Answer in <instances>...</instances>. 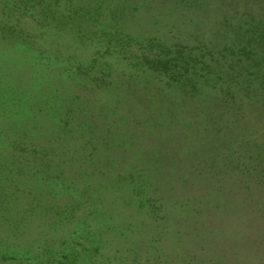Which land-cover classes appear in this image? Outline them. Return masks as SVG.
<instances>
[{"label":"trees","instance_id":"16d2710c","mask_svg":"<svg viewBox=\"0 0 264 264\" xmlns=\"http://www.w3.org/2000/svg\"><path fill=\"white\" fill-rule=\"evenodd\" d=\"M138 2L1 1V41L13 39L29 46V39L32 41L30 37L34 35L24 34L9 18L16 12L14 8L23 11L22 8L33 9L41 4L43 17L54 18L58 28L70 25V31L81 33L83 39L91 40V30H97L100 24L107 39L103 56L112 57L103 61L104 64L99 63L104 65L100 71V68L91 70L96 54L88 60L85 69L83 65L78 66L85 77L89 75L88 85L83 89L92 85L96 90L99 81L104 84V92L94 91L92 95L93 91H76L73 85L65 90L57 87L62 81L59 75L47 81V77L41 76L30 80L26 66L0 59V230L9 234L16 229V234L22 235L28 227L25 217H14L26 191L31 199L24 214H33L39 207L48 213L49 204H67L55 198L59 192L54 181L59 178L60 165L53 151L59 140H73L69 134L72 136L85 125L78 121L77 114L93 115L94 121L90 122L99 134L120 132L121 137H132L165 126L164 112L173 107L169 101L172 94L180 90L185 99L195 101L192 108L201 112L196 116L203 110L210 121L219 118L218 124L209 120L201 123L206 124V133H209L206 140L203 138L205 142L198 139L196 142L193 135H187L190 139L188 153H177L168 152L163 139H155L151 148L156 152L124 153L120 164L114 161V157L120 155H105L111 171L117 164L140 161V166L122 175L118 184L123 185L124 193L127 189L124 187L129 186L128 192L136 196L138 203L140 201L141 244H156L158 248H148L154 256L146 252V247L131 248V254L138 258L132 264H264V0L252 1L253 5L245 7L242 13L237 10L240 0L221 3L219 38L208 44L219 48V67L204 61L205 53L195 55L193 51L198 46L174 41L168 34L158 35V30L151 27L160 23L157 18L153 23L149 21L150 27L136 23L138 13L134 11L138 12ZM213 25L217 26L216 22ZM221 25L226 28L222 29ZM172 29L179 32L178 26ZM130 41L145 43L140 59L125 56L132 53ZM73 60L68 59V62ZM133 66H137L136 70L129 71ZM129 83L143 84L138 92L146 94L145 98L132 94ZM206 84L213 86L214 91L207 103L195 96L202 93ZM151 101L157 107L152 108ZM141 102L142 106H147L145 110L136 106ZM103 104L107 108L102 107V113ZM154 109H160L158 114L162 110V122L157 121L159 116L153 114ZM193 122H189L188 128L198 136V123ZM85 132L90 133L88 129ZM108 140L109 144L100 148L113 150L125 142L116 137ZM95 148L98 150L97 145ZM96 168L90 165V169ZM101 178L88 194L96 193L104 179ZM106 185L105 188L115 186L111 182ZM149 191L156 197L148 195ZM92 199L99 201L100 197L95 194ZM150 211L152 220L148 215ZM58 227L51 223L46 234L45 256L51 257L50 263L67 264L64 250H51L68 240L55 236ZM97 244L100 247L93 249L92 264H129L126 251L116 249L111 255H104L108 249L105 242Z\"/></svg>","mask_w":264,"mask_h":264},{"label":"rangeland","instance_id":"374dc122","mask_svg":"<svg viewBox=\"0 0 264 264\" xmlns=\"http://www.w3.org/2000/svg\"><path fill=\"white\" fill-rule=\"evenodd\" d=\"M1 1L3 0H0V3ZM139 1L140 2L137 4L135 3L139 7H136L138 12L137 10L134 11L135 14L138 13L135 20L136 23L139 25L145 24V26L150 27L149 21L153 23V20L157 18L160 23L158 25H152L151 27L158 30V35L163 33L168 34V37L175 38L174 41L196 47L198 46V49L194 50L193 53H195V55H200V52L205 53L207 57H204V61L219 67V48L208 44L214 41L216 37L217 39L215 41H218L219 21L221 20L219 12L222 8L221 3L228 0ZM252 1L255 2V0H240V2H238V12L242 13L245 7L253 5ZM118 8H121V6L118 5ZM14 10H16V12L9 18V21H13V24L23 30L22 32L24 34L29 33L30 36H34L30 37L32 41L29 39V46L21 41L14 42L13 39L2 41L0 39V59L13 60L11 62L13 64L17 63L26 66L28 68L30 80L36 76H41L43 78L47 77V81L53 79L55 75H59L62 81L57 87H61L64 90L73 85L76 86V91H93L91 95L94 91L95 93H102L105 88L101 81H99L96 90L92 85H89V87L86 86L87 88L85 89L82 88L88 85L86 83L89 75L85 77L83 75L84 71H81L88 65V60L93 59V54L97 56L95 57L96 62L92 65L93 67L91 70L93 68H95V70L100 68V71L101 68H104L103 61H109L112 57L109 54H106V57L103 56L107 39L101 31L100 24L97 26V30H91L93 35L92 33L89 35L91 40L88 39V41L82 38L83 36L81 33H77L75 30L70 31V25H68V27L58 28L57 26L59 25H57L54 18L47 20L46 17H43L45 14L42 12L41 4L34 6L33 9L30 8L27 10L26 8H22L23 11H21V9L17 7L14 8ZM144 11H146V14L142 13ZM213 22H216L217 26H214ZM177 26L179 32L176 31L177 29H172V27ZM220 27L225 29L226 25H221ZM171 29L173 30L172 32ZM167 31H170V33H167ZM95 32L97 34H95ZM181 32L182 34L179 35ZM94 34L97 36L94 37ZM134 34H137V32H134ZM189 34L191 37H188ZM129 44V50H131L132 53L129 55L125 54V56L128 57V59L130 57L134 60L137 58L140 59V55L142 56V53L145 52V43L138 44V42L130 41ZM207 51H209V54ZM101 52L102 54H100ZM71 58L74 60L68 62V59L70 60ZM207 58L209 60H206ZM99 63L103 64L99 65ZM79 65H83L84 67L80 69L78 68ZM135 67L137 66H133L132 70H128L134 71L136 70ZM214 70L218 73V70L215 68ZM89 72L90 69L88 73ZM210 77L213 78V75ZM148 80L151 81L150 79ZM63 82H65V84ZM75 82H78L79 85L75 84ZM217 84V87H219V83ZM205 86L206 87L201 90L202 93L199 92V94L195 96L205 99L206 102L209 98L208 96L213 95L214 91L213 86H210L212 90L209 85L206 84ZM140 87H143V84H141V86L136 83L128 84V88L131 89L132 94L135 93L138 98H145L146 94L141 91L140 93L138 92V88ZM172 97L169 103L172 102L173 107H169V109H166L164 112L166 115L164 120L167 124L156 128L152 132L144 131L143 133L139 132L138 134H133L132 137H121L120 132L117 134L107 133L106 136L105 134H99L97 129L94 125H91L90 122L94 121L93 115H83L82 112L77 114L80 119L78 121L85 125L82 126L80 130L73 132L72 136L69 134L70 137H73V140H69L68 138L59 140V142L55 144L54 148L56 149L53 151L60 165L58 172L59 178L54 181L57 191L59 192L55 198L59 201L63 199L67 204L62 206L59 202L56 204H49L47 205L49 207L48 213L44 212L41 207H39L33 214H24V211L28 209L29 200L31 199L29 198L28 191H26L22 196L24 198L22 204L15 210L16 214L14 217L17 219L25 217V219L29 221L26 222L28 227L24 228L25 231L22 235L16 234V229L13 230V232H9V234L0 230V264H54L50 263V261H52L51 257L45 256L47 250L43 247V242H47L48 235L46 234L49 233L51 223H55L59 226L54 233L57 238L59 236L63 239L68 238L65 244L59 246L57 245L58 239L55 243L57 246L54 245L55 247H52L53 249L51 248L52 251L58 252L61 251V249L64 250L63 253L68 256L67 264H92L93 258L91 257L95 256L93 249L95 247H100L97 244L99 241L105 242L106 248H108L106 251L102 249V252L105 251L104 255L105 253L109 255L110 252L116 249L126 251L129 264L136 262L138 259L134 253L131 254V248L134 250L146 247V252L154 256L148 248H155L157 245H148L147 243L146 245L144 243L141 244L139 240L142 234L141 221H143L142 213L138 206L140 201L138 203L136 196L133 195L132 192H128V189H130L129 186L124 187V189L127 188L126 193H124L123 185L121 184V186H119L118 184L122 175L130 173V169L134 171L140 166V161L136 163L119 164L124 158L122 157L124 153L156 152V149L151 148L156 142L155 139H163L164 142H162V144L166 146V148H164L167 149L168 152L176 151L177 153H188L190 139H187V135H193L196 142L197 139L205 142L206 138L209 137V133H206V124H201L207 122V120L210 121V118L205 116L206 112L202 110V114L196 116V113L201 112L198 108H192L195 101L185 99L180 90L175 91ZM205 102H202L204 108ZM141 104L143 103H137L136 106H141L143 110H145L147 106H142ZM150 104L152 108L157 107V104L153 101H151ZM102 107L107 108L103 104L100 108L101 112L103 109ZM105 110L108 111V109ZM170 110L171 112H169ZM153 111L154 115L159 116L157 121L162 122V110L159 114L158 112H160V109L157 111L154 109ZM83 112H85V110ZM213 116L212 113V117ZM191 121H194L193 123H198L196 125L198 126L196 130L198 136L194 135L188 128L189 122ZM210 122L218 124L219 118H214ZM86 129L90 131L89 134H86ZM191 129L195 130L192 127ZM109 137L125 140V144L123 143L122 146L113 150L103 147V150L100 146L109 144ZM96 145L98 146V150L95 148ZM111 153L120 155L114 157V161L119 162V164H117L118 166L112 171L108 169V164L105 159V155ZM90 165H94L95 168L97 166V168L92 170L90 169ZM97 169L100 171H97ZM101 177H104V179L101 182V186L97 188L96 193L93 191L92 194H88L90 188L94 190L96 185L93 184L98 182ZM109 182L114 183L115 186L105 188L104 186ZM111 189H113L112 192ZM149 190L152 191L154 189L150 188ZM151 191L148 192V195L156 197ZM121 193H123V195H121ZM95 194L100 197L99 201H93L92 197ZM128 195L131 197H128ZM90 199H92L91 202H89ZM97 209H100V212H98ZM148 215L152 220L153 212H148ZM166 230L169 231V228Z\"/></svg>","mask_w":264,"mask_h":264}]
</instances>
